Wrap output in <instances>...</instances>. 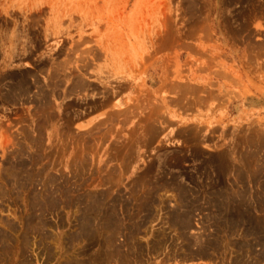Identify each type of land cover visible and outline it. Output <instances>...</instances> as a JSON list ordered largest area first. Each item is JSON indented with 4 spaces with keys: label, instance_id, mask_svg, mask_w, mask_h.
Masks as SVG:
<instances>
[{
    "label": "rangeland",
    "instance_id": "374dc122",
    "mask_svg": "<svg viewBox=\"0 0 264 264\" xmlns=\"http://www.w3.org/2000/svg\"><path fill=\"white\" fill-rule=\"evenodd\" d=\"M5 18L0 264H264V0H0ZM143 46L170 72L108 73ZM200 108L216 123L175 119Z\"/></svg>",
    "mask_w": 264,
    "mask_h": 264
},
{
    "label": "crops",
    "instance_id": "0c3cea01",
    "mask_svg": "<svg viewBox=\"0 0 264 264\" xmlns=\"http://www.w3.org/2000/svg\"><path fill=\"white\" fill-rule=\"evenodd\" d=\"M2 21H5V23H2L0 26V35L1 37L3 36V33H5L6 35L9 32V38H10V33L12 32V28L13 25L8 24V20L7 18L3 19ZM133 54L136 55V59H138V57L141 56V58L144 60V64H138V62H136V68L134 71V75H125L124 73L122 74V72L124 71H120L117 69L116 65L114 64L113 60L107 59L109 61V63L107 62L105 64V66L108 67V73H115L118 72L117 75L119 76L120 79H125L128 80L130 78H135V80H137L138 84H145L147 85V83H149L151 80H153L154 78H157L158 80L161 79L163 74H167L169 71L168 66L166 65L167 63L163 60H159L158 58V54L153 51V49H151L150 47H135L133 49ZM188 58H185L184 62L187 61ZM126 62V61H125ZM127 64V62H126ZM139 65V66H138ZM127 66V65H126ZM126 69V68H125ZM130 74V73H129ZM161 74V77L159 76ZM191 72L189 70H186L185 72V77L187 79H190L191 77ZM123 75V76H121ZM215 92H213V96ZM210 97V95H208ZM259 101H261V104L257 105V106H252L250 107V110L252 111H259V110H264V100L263 98H257V103H259ZM219 103V102H218ZM221 103H219V105L215 108L217 109L218 107H220ZM183 108V107H182ZM211 108V107H210ZM207 109V108H200V111H197V113L193 112H186L184 111V109H182L181 112H176V115L180 116V117H176V120H179L181 123L183 124H189L192 123L194 121H199V119L202 120H206L210 118V120H213L214 123H216L215 121H217V117H210V116H206V118H203V116H205V113H210L212 114L214 109ZM248 105L244 104V106L242 107L243 112L248 110ZM260 108V109H259ZM179 111V110H178Z\"/></svg>",
    "mask_w": 264,
    "mask_h": 264
}]
</instances>
